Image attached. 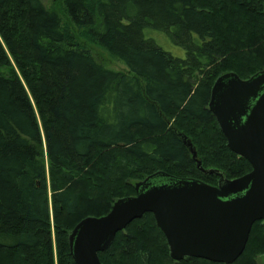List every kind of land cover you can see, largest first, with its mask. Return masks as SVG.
Returning <instances> with one entry per match:
<instances>
[{
	"label": "trees",
	"instance_id": "16d2710c",
	"mask_svg": "<svg viewBox=\"0 0 264 264\" xmlns=\"http://www.w3.org/2000/svg\"><path fill=\"white\" fill-rule=\"evenodd\" d=\"M63 3L59 14L41 0H0V264H76V226L108 215L158 172L217 186V176L199 171L192 148L205 170L230 180L252 171L229 149L209 104L221 76L249 80L264 71V0ZM152 32L186 58L164 51ZM260 254L264 224L257 222L234 264H256ZM99 257L102 264H213L173 261L152 214Z\"/></svg>",
	"mask_w": 264,
	"mask_h": 264
},
{
	"label": "water",
	"instance_id": "95a60500",
	"mask_svg": "<svg viewBox=\"0 0 264 264\" xmlns=\"http://www.w3.org/2000/svg\"><path fill=\"white\" fill-rule=\"evenodd\" d=\"M209 109L229 149L246 159L252 171L230 180L219 171L205 170L192 148L199 171L217 176L218 185L164 172L149 176L135 185L136 196L120 199L108 215L89 217L76 226L70 235L76 264H102L99 254L146 214L155 217L175 262L192 258L234 264L242 257L254 224L264 223V71L249 80L235 73L221 76Z\"/></svg>",
	"mask_w": 264,
	"mask_h": 264
},
{
	"label": "rangeland",
	"instance_id": "374dc122",
	"mask_svg": "<svg viewBox=\"0 0 264 264\" xmlns=\"http://www.w3.org/2000/svg\"><path fill=\"white\" fill-rule=\"evenodd\" d=\"M42 3L44 4V6L47 8V10L49 11H55L57 13H61L62 9L64 7V3L63 0H41ZM150 37L153 38L156 43L167 53H170L172 56L176 57V58H180V59H185L186 58V52L184 49L176 46L173 44V42L171 41V39L160 32H152L150 34ZM237 42V38L234 39V41L232 42L233 44ZM235 48V47H234ZM234 55V54H233ZM236 56V53H235ZM110 66L116 70L122 71V72H126V69L124 66H122L119 63H110ZM194 150V149H193ZM195 151V150H194ZM197 152V151H196ZM198 154V153H197ZM219 181V180H218ZM86 205H90L96 202V198L95 196H92V190L91 188H89L86 191ZM256 264H264V254H260L256 256Z\"/></svg>",
	"mask_w": 264,
	"mask_h": 264
}]
</instances>
